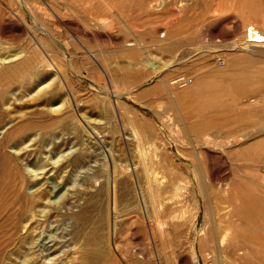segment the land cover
Returning a JSON list of instances; mask_svg holds the SVG:
<instances>
[{
	"label": "rangeland",
	"instance_id": "1",
	"mask_svg": "<svg viewBox=\"0 0 264 264\" xmlns=\"http://www.w3.org/2000/svg\"><path fill=\"white\" fill-rule=\"evenodd\" d=\"M248 21L264 27V0H0V138L69 104L81 129H33L6 145L36 198L22 228L37 224L34 242L0 263L26 264V253L71 264L62 211L88 198L106 218L96 259L80 264H212L215 204L229 194L236 263L264 264V44L246 42ZM194 127H210V140Z\"/></svg>",
	"mask_w": 264,
	"mask_h": 264
},
{
	"label": "bare ground",
	"instance_id": "2",
	"mask_svg": "<svg viewBox=\"0 0 264 264\" xmlns=\"http://www.w3.org/2000/svg\"><path fill=\"white\" fill-rule=\"evenodd\" d=\"M251 1L253 2V0H247V2H250V3ZM246 24L247 25L245 28L246 29L245 33L247 32V27H249L251 30H255L257 37L260 38L262 40L261 43L264 44V27H259L258 25H255L251 21H248ZM20 52L22 54V51ZM6 57H3L1 60L7 61L9 59H13L14 57L16 58V56H12L8 58ZM8 65H14V64L9 63ZM61 89L63 90V88ZM55 93L56 91H51L48 94H46L45 92L43 99L48 100L52 96H54ZM73 110L74 109L72 105L69 104L64 110V113L66 114H63L62 117L60 118H54V119L52 118L51 120H47V119H37V117L36 118L32 117L26 120H20V121L18 120L17 122H12L10 125H8L5 128L4 134L0 138V262H3V260L6 259L5 257L10 258L9 260H11L13 257H11L10 255L13 252L20 254L21 251H25L26 242H29V243L34 242L32 231L34 229L33 227H35L37 224V221H36V223L31 225L32 229L22 228L24 225L23 223L24 219H26L27 216L29 215L30 217H33L35 214L34 205L36 202V198H35L34 193L32 192L29 193L25 188L28 179L21 165V162H19L18 160L19 156L17 155L16 157V154H14L13 152L9 151L6 148V145H14V144L16 145L17 142H19L21 138H23V136H25L28 132H31L33 129H40V130L49 132L50 129L56 126H60L61 128L74 127L73 129L74 136L75 135L78 136L81 132V129L75 126L70 120V118H66V115L71 113V111L73 112ZM36 113H39V111H34L33 114H36ZM194 128L195 130L200 131V133H195L196 134L195 136L200 137L204 135L203 138L205 141L210 140V134L213 133L212 130H210V127L207 128L206 130L198 128V127H194ZM231 140L236 142L239 140V138L237 136H234ZM59 144H61V142H54L52 146L58 147ZM80 155L81 154L79 153L78 156L80 157ZM31 162L35 166L36 165L43 166L45 164V163H41L39 159L27 161V163L29 164H31ZM105 169L106 168L98 170L97 171L98 175L99 174L106 175ZM145 173L147 176L148 186L150 188L149 190H150L151 202L153 201L152 204L154 205L156 202V198H154V190H152V184H154L153 183L154 178L150 174V172L147 170V168L145 169ZM197 183L201 190L206 189V179L204 177L198 176ZM101 184H103L102 181H101ZM102 187H100V189ZM36 193L40 197L42 196V194L46 195L47 193H49V189L43 188V189L37 190ZM88 201L89 199L85 198L82 201V204H79V208L76 210L70 209L69 211L67 210L62 211V214H68L72 218V221L70 223V228L68 230V233L70 234L69 238L73 241V248H72L73 255L69 258V260L71 261V264H80L81 261L86 262L90 258H92L93 260V258L97 257L96 254H93V252L96 251L95 249L98 244V241L96 242L95 240V236H96L95 229L96 228L102 229L104 227V224H105L104 219L106 218V211H105L103 204L101 203L100 205L97 206L98 211H99L97 213H99V215L97 217H93V214L91 215L90 212L92 211V208L96 204H94V202L92 201L90 202ZM44 209L42 208L41 211H43L44 212L43 215L47 217L49 214V211H45ZM235 210H236L235 204L234 202L230 200L229 194L222 196V198L215 204V218H214L212 229L210 230L208 234V241L210 242V245L213 251L212 258H211L212 264H237L235 251L237 249L238 237L235 231V225H236L235 217H234ZM28 211L32 213L28 214ZM99 233H100L98 235L99 238L104 235L102 232H99ZM107 240L110 241L109 238ZM114 243L112 245H115ZM90 253L92 255H90ZM93 255H95V257H93ZM24 262L26 264L33 263L32 259H30V256H28V254L26 253L24 254L21 260V263H24Z\"/></svg>",
	"mask_w": 264,
	"mask_h": 264
},
{
	"label": "built area",
	"instance_id": "3",
	"mask_svg": "<svg viewBox=\"0 0 264 264\" xmlns=\"http://www.w3.org/2000/svg\"><path fill=\"white\" fill-rule=\"evenodd\" d=\"M245 40H246V42H249V43H252V42H257V43L262 42V40L257 37L256 31L255 30H251L249 27H247V32H246Z\"/></svg>",
	"mask_w": 264,
	"mask_h": 264
}]
</instances>
